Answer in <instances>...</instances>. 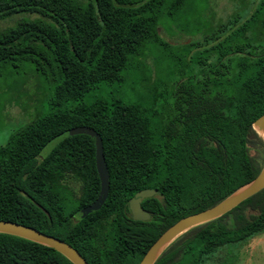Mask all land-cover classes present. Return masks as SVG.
<instances>
[{
	"label": "trees",
	"instance_id": "1",
	"mask_svg": "<svg viewBox=\"0 0 264 264\" xmlns=\"http://www.w3.org/2000/svg\"><path fill=\"white\" fill-rule=\"evenodd\" d=\"M188 1L170 4L177 11ZM164 2L0 0V19L35 15L0 28L3 84L24 64L52 84L47 112L0 145V220L54 236L88 264H137L167 226L257 175L264 141L251 124L264 112V51L232 43L245 22L232 31L231 23L221 24L187 43L196 71L176 81L169 101L159 81L138 77L142 102H83L99 85L134 73L136 56L150 43L166 44L157 31ZM74 126L99 134L108 172L104 202L81 218L99 180L91 137L65 135ZM143 188L156 189L140 202L149 218L132 220L127 200ZM263 231L264 188L180 233L152 264H233ZM0 264L72 263L51 247L0 232Z\"/></svg>",
	"mask_w": 264,
	"mask_h": 264
},
{
	"label": "rangeland",
	"instance_id": "2",
	"mask_svg": "<svg viewBox=\"0 0 264 264\" xmlns=\"http://www.w3.org/2000/svg\"><path fill=\"white\" fill-rule=\"evenodd\" d=\"M165 0L157 31L166 44L150 43L147 49L136 56L138 65L134 73H125L121 82L101 84L83 97L89 103L95 99H124L142 102V89L138 87V77L150 81L156 79L163 85L166 101L176 81L196 71L195 54L189 61L188 42L201 40L218 29L221 24H229L228 31L237 28L243 22L242 35H235L232 43L247 44L251 54L264 51V5L260 0H189L177 11ZM256 10L254 17H250ZM33 14H14L0 19V28L11 26L22 17L32 18ZM233 24V25H232ZM202 49V47L197 48ZM206 52L201 56L206 57ZM36 74L30 64H24L17 70L14 78L3 84L0 78V145L7 136L34 117L36 113L47 112V102L51 95L52 84ZM8 84V87L4 85ZM51 143L47 144L45 152ZM239 260L233 264H264V231L254 237L245 246ZM211 264V263H206Z\"/></svg>",
	"mask_w": 264,
	"mask_h": 264
},
{
	"label": "water",
	"instance_id": "3",
	"mask_svg": "<svg viewBox=\"0 0 264 264\" xmlns=\"http://www.w3.org/2000/svg\"><path fill=\"white\" fill-rule=\"evenodd\" d=\"M264 141V112L255 118L251 124ZM86 134L94 142V165L99 180V190L96 198L87 206L80 208L79 215L98 209L104 202L108 192V172L102 154V145L99 134L85 126H74L65 131V135ZM264 188V164L257 175L215 204L200 211L185 215L167 226L156 239L148 246L137 264H152L161 251L180 233L186 229L224 214L242 200ZM156 194L154 188H143L133 193L127 200V208L132 220L144 221L149 218L147 211L141 207L142 199ZM0 232L19 236L36 243L51 247L72 264H88L76 249L68 243L33 227L16 223L10 220H0Z\"/></svg>",
	"mask_w": 264,
	"mask_h": 264
},
{
	"label": "flooded vegetation",
	"instance_id": "4",
	"mask_svg": "<svg viewBox=\"0 0 264 264\" xmlns=\"http://www.w3.org/2000/svg\"><path fill=\"white\" fill-rule=\"evenodd\" d=\"M78 213H79V211L77 212V215L81 218V216ZM129 216H130V214H129Z\"/></svg>",
	"mask_w": 264,
	"mask_h": 264
}]
</instances>
